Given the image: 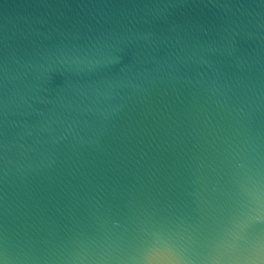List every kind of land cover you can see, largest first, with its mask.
Returning <instances> with one entry per match:
<instances>
[{"label":"water","instance_id":"1","mask_svg":"<svg viewBox=\"0 0 264 264\" xmlns=\"http://www.w3.org/2000/svg\"><path fill=\"white\" fill-rule=\"evenodd\" d=\"M253 185L264 0H0L7 264H141L153 227L190 264H264V212L215 246Z\"/></svg>","mask_w":264,"mask_h":264},{"label":"snow or ice","instance_id":"2","mask_svg":"<svg viewBox=\"0 0 264 264\" xmlns=\"http://www.w3.org/2000/svg\"><path fill=\"white\" fill-rule=\"evenodd\" d=\"M245 195L249 205L239 212L231 221V226L222 231L215 240L216 249H224L231 245L232 241L241 237L247 223L251 219H260L259 213L264 212V190L248 186ZM255 214V215H254ZM141 264H190L180 249L177 248L174 239L160 228L145 229L142 239ZM163 256L164 259H157ZM0 264H7L6 257L0 252ZM206 264H225L222 257L212 255Z\"/></svg>","mask_w":264,"mask_h":264}]
</instances>
